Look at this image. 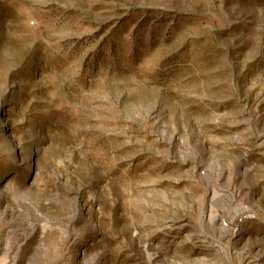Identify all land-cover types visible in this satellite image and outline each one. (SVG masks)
<instances>
[{
  "label": "rangeland",
  "instance_id": "obj_1",
  "mask_svg": "<svg viewBox=\"0 0 264 264\" xmlns=\"http://www.w3.org/2000/svg\"><path fill=\"white\" fill-rule=\"evenodd\" d=\"M0 264H264V0H0Z\"/></svg>",
  "mask_w": 264,
  "mask_h": 264
}]
</instances>
